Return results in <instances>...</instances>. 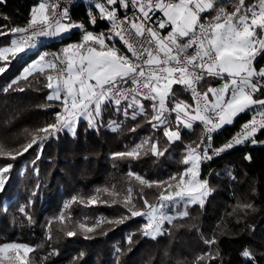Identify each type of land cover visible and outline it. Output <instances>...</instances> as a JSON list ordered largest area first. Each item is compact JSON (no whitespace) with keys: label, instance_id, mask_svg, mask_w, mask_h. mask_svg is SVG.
<instances>
[{"label":"trees","instance_id":"trees-1","mask_svg":"<svg viewBox=\"0 0 264 264\" xmlns=\"http://www.w3.org/2000/svg\"><path fill=\"white\" fill-rule=\"evenodd\" d=\"M21 1L0 3V26L6 25L9 18L15 24L30 20L32 6L38 1ZM257 1L246 0V4ZM222 5L234 7L227 2ZM84 9L81 4L76 6L74 15L89 21ZM104 27H108L106 22L98 21L97 28ZM79 39L80 31L73 30L46 45L58 47ZM8 42L9 35L0 36V47ZM35 54L10 62L0 61V66L8 64L6 71L0 73V144L6 152L21 150L34 134H41L37 133L38 128L55 123L54 113L60 111V102L46 99L50 90L45 87V77L53 72L51 69L19 79L8 91L4 90ZM263 66L264 57H258L256 67ZM222 81L207 76L202 83L203 90ZM172 89L176 99L191 101L180 85ZM256 97L262 96L256 94ZM167 101L173 105L171 97ZM144 104L151 114L150 101ZM252 112L240 113L231 124L221 127L213 136L214 147L231 139ZM175 116L172 114L169 127L178 129L180 139L171 143L163 134L164 126L153 130L145 116L138 115L133 120L131 110L125 117L115 111L114 105H108L103 108L102 123L97 127L90 128L86 120H80L75 136L63 131L44 141L42 150L34 145L15 160L0 155V166L13 165L0 192V246L9 242L31 246L30 264H264V144L259 143L264 141V129L254 137L258 143L235 145L203 163L200 174L211 189L205 203H195L188 207L187 216L177 217L171 224L166 222L163 234L155 238L144 236L142 226L146 219L130 216L124 201L128 189L132 190L131 204L136 209L143 208L141 196L150 204L156 203L160 192L178 181L179 174L188 167L182 162L188 146L195 147L202 140L207 142L202 122L188 129L177 126ZM113 120L122 122L117 131L110 128ZM150 134L156 137L158 150L163 155H153L147 143L136 157L113 158L114 153L130 151L139 139ZM204 146L201 144V151ZM40 150L42 154L37 159ZM137 176L164 184L141 185ZM173 176L177 180H171ZM73 197L77 199L73 201ZM93 198L96 202L88 203ZM68 202L70 207L65 209ZM21 207L31 222L20 211ZM62 211L71 217L63 224L56 219ZM101 218L108 221L124 218V222L101 223L91 233L76 227L78 222L91 227ZM67 231H75L76 235L69 237ZM130 235L132 242L128 243ZM206 239H214L215 243L209 246L204 242ZM245 248L253 253L254 260L241 255ZM210 252L215 259L206 255ZM80 253L84 255L80 257Z\"/></svg>","mask_w":264,"mask_h":264},{"label":"snow or ice","instance_id":"snow-or-ice-1","mask_svg":"<svg viewBox=\"0 0 264 264\" xmlns=\"http://www.w3.org/2000/svg\"><path fill=\"white\" fill-rule=\"evenodd\" d=\"M0 3H6V0H0ZM229 3L234 6L232 12H226L218 0H97L94 7L99 10V18L109 22L108 33L94 35L85 30L82 43L69 44L60 54L53 55L51 60L46 59L48 54L39 55L36 60L23 67L21 75L4 89L8 91L19 79H27L35 72L44 73L47 67L57 72V75L48 74L45 77V87L50 90L46 99L60 102V111L54 113L55 123L36 130L43 135L34 134L31 141L16 152H6L5 146L0 144V155H7L15 160L34 145L42 150L44 141L65 130L75 136L81 118L88 122L90 128L97 127L102 123L100 118L103 108L108 105H114L115 111L122 112L125 117L132 110L133 120L138 115L145 116L154 129L164 126L163 134L169 143L180 139V132L169 127L171 113L176 114V124H183L185 128H191L193 122L200 121L205 125L207 142L201 141L205 145L202 151L201 144L188 146L187 155L182 162L191 166L179 174L175 190H172V184H168L160 192L157 204H150L141 196L142 209H136L131 204V189H128V194L124 197L125 207L131 217L146 218V223L142 226L144 236L155 238L163 234L166 222L171 224L177 217L188 215L187 205L203 204L209 189L207 181L197 179L200 161L212 159L238 144H256L258 141L254 139L255 134L264 129V99H254L256 93L264 90V67H256L257 58L264 57V0L252 4H246V0H229ZM129 7L132 15H125L120 19L118 8L128 10ZM58 9L59 5L52 4L49 12L48 5L40 3L31 10L27 27L0 26V36H15L10 46L0 48V61L10 62L20 58L18 54L21 53L27 55L36 47L38 38L57 37L68 33L72 28H84L83 24L70 21L66 7ZM209 11H215L216 14L210 18L205 17L202 22L201 14ZM157 12L161 15L157 16ZM89 15L90 22L95 24L97 16L91 12ZM3 18L8 19L7 16ZM164 32L166 34H162ZM117 38L131 53V57L116 46ZM74 49L75 52L72 51ZM189 49L192 51L189 52ZM7 67L8 64L0 67V73H4ZM205 75L217 77L224 83L219 88L209 87L207 91L200 93L196 84ZM174 84L182 85L186 91L191 92L195 106L176 99L172 89ZM209 94L212 96L211 100ZM170 97L173 107L169 109L166 101ZM142 101H152L151 114L146 111ZM249 110L254 114L243 125L241 133L219 149H213L211 134L224 125L231 124L240 113ZM120 123L111 121L112 130L117 131ZM147 143L148 141H144L131 151L114 153L113 158L136 157L143 144ZM157 143L151 144L150 151L153 155H163L158 150ZM246 159L251 157L246 156ZM12 167V164L0 166V192L5 188L6 174ZM170 179L177 180V176ZM136 180L148 187L154 183L157 186L164 184L149 182L139 176ZM76 199L73 197V201ZM95 202L94 198L88 201L90 204ZM181 202L185 210L171 214L169 209L178 207ZM70 203L65 204V209L70 207ZM20 211L31 222L25 208L21 207ZM66 218L71 219L70 215L66 217V213L62 211L56 219L63 224ZM123 222L124 218L118 221L101 218L91 227L85 222H78L76 227L85 233H91L101 223ZM66 235L71 237L76 232L67 231ZM48 239H52L50 233ZM127 242H132L131 235L127 237ZM204 242L211 246L215 240L206 239ZM31 251L30 247L17 243L0 246V264H30L28 257ZM83 255L84 253H80V257ZM206 255L209 259L216 258L211 252ZM241 255L254 260L253 253L247 248Z\"/></svg>","mask_w":264,"mask_h":264},{"label":"built area","instance_id":"built-area-1","mask_svg":"<svg viewBox=\"0 0 264 264\" xmlns=\"http://www.w3.org/2000/svg\"><path fill=\"white\" fill-rule=\"evenodd\" d=\"M38 1V3H46L48 5V10L49 12H51V5L52 4H57L59 5V9L58 10H62L63 8H67L68 9V16L70 17V21L72 23H75V24H83L84 25V28L81 29V28H72L73 30H79L80 31V39L79 40H82V37L84 35V32L85 30L86 31H90L92 32L94 35L96 34H100V33H108L109 32V29H110V24L107 20H104V19H100L99 18V10L96 9L94 7L95 3L97 2V0H36ZM22 3H25V0H22L21 1ZM223 2H227L228 4H231L229 3V0H218V3L220 6H223L225 11L226 12H232L234 10V7H230V6H227V5H222ZM83 5L84 6V13H85V17L89 18V21H86L85 19H79L76 17V15H74V8L78 5ZM232 5V4H231ZM92 13L94 15L97 16V22L95 24H92L90 22V15L89 13ZM216 14L215 11H209L207 13H203L201 14L202 15V22L204 20L205 17H208L210 18L211 16H214ZM125 15H128V16H131L132 15V9L131 7H129L128 10H124V9H119L118 8V16L120 19H123V17ZM157 16H160L161 14L159 12L156 13ZM98 21H103V22H106V24L108 25V27H104V28H97L98 26ZM65 22H68V21H65ZM27 24L28 22L24 23V24H15L13 21H12V18H9V20L7 21L6 25H8V27H21V28H24V27H27ZM170 30V29H169ZM162 34H166V32L162 33ZM11 36H13L12 34H10ZM13 38H15V36H13ZM39 39L37 40L36 42V47L34 49H37L40 45L39 43ZM115 43L119 46V48L126 54L128 55L129 57H131V53L127 51V49L124 47L123 43L120 42L117 38V40L115 41ZM43 53L44 54H48L47 55V58L49 60L52 59L53 55L55 54H60L62 52V49L64 47V45H60L58 47H53L51 45H43ZM32 49V50H34ZM192 49H189V52H191ZM207 77V75L204 76V78ZM204 78L202 80H200L197 84H196V89L198 92L200 93H203L207 90H203V87H202V83L204 81ZM175 86L177 84H174ZM173 85V86H174ZM172 86V87H173ZM188 93V95L190 96L191 100L193 101V105L195 106V101L193 100L192 98V94L190 91H186ZM257 94H261V98L264 99V90H262L261 92H258ZM209 100H211V97H210V94H209ZM253 112L251 113V115L249 116V119L246 120L245 122L242 123V125L240 126V129L236 132V134L233 136L235 137L238 133H241L242 129H243V125L247 122H249L251 119H252V116H253ZM258 118V117H257ZM220 129V128H219ZM217 129L216 131H214L211 135H212V140H213V136L214 134L219 130ZM261 130H259L258 132H260ZM257 132V133H258ZM256 133V134H257ZM255 134V135H256ZM232 137V138H233ZM229 139L228 141H226L224 144L220 145L219 147H214L213 145V142L211 140V146L213 149H219L220 147H222L223 145H225L226 143H228L229 141L232 140ZM229 149H227L226 151H228ZM225 152V151H224ZM223 153V152H221ZM220 153V154H221ZM209 159H203L200 161L199 165H198V168L200 169L201 171V168H202V165L204 162L208 161Z\"/></svg>","mask_w":264,"mask_h":264},{"label":"rangeland","instance_id":"rangeland-1","mask_svg":"<svg viewBox=\"0 0 264 264\" xmlns=\"http://www.w3.org/2000/svg\"><path fill=\"white\" fill-rule=\"evenodd\" d=\"M40 3H35L33 6H32V9L34 8V7H36V6H38ZM5 31H7V29L5 30ZM71 31H73V29H70V31L68 32V33H66V34H62L61 36H57V37H41L40 39H39V43H40V45H39V47L37 48V49H34V50H31V51H29L28 52V54H32L33 52H35L36 54V57L34 58V59H32L31 61H34V60H36L38 57H39V55H41V54H44L43 53V45H46V44H48V42L50 43V42H53V41H57V40H59V39H61V38H63V37H65V36H67L68 34H70L71 33ZM12 39H14L13 38V36H11L10 34H9V42L8 43H5L4 45H2L0 48H2V47H7V46H10V44H11V40ZM78 43H82V40H79V41H74V42H71V43H67V44H64V47L63 48H65V47H67L69 44H78ZM116 46L119 48V46L116 44ZM98 47V46H97ZM73 52H75L76 50L74 49V50H72ZM27 54V55H28ZM27 55H24L23 53H21V54H18V56L20 57V56H22L23 58H26V56ZM46 59H48L47 57H46ZM49 60V59H48ZM31 61H29L28 63H30ZM4 62H8V61H4ZM27 63V64H28ZM26 64V65H27ZM5 64H3V65H1L0 67H3ZM25 65V66H26ZM24 66V67H25ZM8 68V67H7ZM45 69H48L47 67H45ZM53 71V70H52ZM51 75H57V72H55V71H53L52 73H50ZM20 75H21V73H20ZM19 75V76H20ZM18 76V77H19ZM17 77V78H18ZM16 78V79H17ZM191 99V98H190ZM184 102H186L187 104H189V105H193V101L191 100V101H184ZM142 103H144V101H142ZM150 103L152 104V101H150ZM166 105H167V107L170 109V108H172L173 107V105H170L169 103H168V101H166ZM194 106V105H193ZM146 107V106H145ZM132 111V110H131ZM172 114H175L174 112L173 113H171V115L169 116V119L171 120L172 119ZM166 115H167V113H166ZM81 120H85V119H83V118H81ZM113 121H115V120H113ZM111 122V121H110ZM117 122V121H116ZM171 122H172V120H171ZM117 123H119V122H117ZM153 123H155V122H153ZM174 123L176 124V119L174 118ZM195 122H193V124H194ZM177 125V124H176ZM78 126V125H77ZM178 126V125H177ZM180 127H184L183 126V124H181V125H179ZM193 126V125H192ZM110 128H111V126H110ZM192 128V127H191ZM76 129H77V127H76ZM112 129V128H111ZM188 129H190V128H188ZM153 130H155L154 128H153ZM173 130H176V129H173ZM65 131H67V130H65ZM68 132V131H67ZM76 132V131H75ZM70 133V132H69ZM71 134V133H70ZM39 135H43V133H41V134H39ZM206 137H207V134H206ZM144 141H148V143L151 145L152 143H154V142H157L156 141V137L154 136V135H152V134H150V135H148V136H145V137H143V138H141V139H139L136 143H135V145L133 146V148H135L137 145H140V144H142V142H144ZM144 145V144H143ZM157 147H158V145H157ZM133 148H131L130 149V151L133 149ZM42 153H41V150H40V153H39V155H41ZM191 165L190 164H188V167H190ZM24 169H25V165L22 167V170H21V172H23L24 171ZM36 173H37V170H36ZM198 177H197V179L199 180V181H207L206 179H204V178H202L201 177V174H200V169L198 168ZM8 178H9V173H7L6 174V182L8 181ZM186 179V181H187V179H188V177H186L185 178ZM177 182L178 181H176L174 184H172L173 185V191L175 190V185L177 184ZM207 187H208V189H209V191H208V194H207V196L209 195V193L211 192V189L209 188V184H208V182H207ZM207 196H205L204 197V202H203V204L205 203V201H206V198H207ZM158 203V201L156 202V203H154V204H157ZM193 204H195V203H193ZM193 204H189V205H187V209H188V207L189 206H191V205H193ZM5 206H7V202H5ZM186 209V210H187ZM183 210H185L184 209V205H183V202H181V204L178 206V207H176V208H172V209H169V212L171 213V214H173V215H175L177 212H180V211H183ZM145 211H147V210H145ZM145 218V217H144ZM146 219V218H145ZM163 228H164V226H163ZM158 236V235H157ZM10 243H17V244H21V245H26V246H28V247H30L31 249H32V247L31 246H29V245H27V244H25V243H20V242H9V243H6V244H10ZM3 245H5V244H3ZM3 245H1V246H3ZM30 254V253H29ZM29 258V257H28Z\"/></svg>","mask_w":264,"mask_h":264},{"label":"crops","instance_id":"crops-1","mask_svg":"<svg viewBox=\"0 0 264 264\" xmlns=\"http://www.w3.org/2000/svg\"><path fill=\"white\" fill-rule=\"evenodd\" d=\"M254 3H258V1L257 2H254ZM264 67V66H263ZM224 83V81H222V83L221 84H219V85H217V86H211V87H214V88H219L220 86H222V84ZM181 87H183V89L185 90V88H184V86H182V85H180ZM173 88V87H172ZM186 91V90H185ZM257 94V93H256ZM256 94L254 95V99H259V98H257L256 97ZM210 97H211V99H212V96H211V94H210ZM260 99H262V98H260ZM257 108H258V106H257ZM236 118V117H235ZM234 120V119H233ZM196 122H199V121H195V123ZM176 130H178V129H176ZM262 142H264V141H262ZM261 144H264V143H261Z\"/></svg>","mask_w":264,"mask_h":264}]
</instances>
